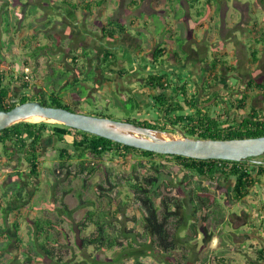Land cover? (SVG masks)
Segmentation results:
<instances>
[{
	"label": "rangeland",
	"instance_id": "rangeland-1",
	"mask_svg": "<svg viewBox=\"0 0 264 264\" xmlns=\"http://www.w3.org/2000/svg\"><path fill=\"white\" fill-rule=\"evenodd\" d=\"M49 1L52 0H0V39L5 42L0 43L3 45L2 51L4 53L1 66H4L6 70L7 66L13 65L14 69L8 74L5 73L4 78V82L11 88L13 101H18L24 93L32 94L42 90L47 94L55 91L63 97L65 103L77 108L80 112L95 115L103 114L113 119L125 120L126 114L129 112L127 106H130V102L126 103L124 99L129 95L127 96L125 92L120 94L116 90L117 84L114 85V81L119 79V76L115 72H110L108 67L107 69L101 68L104 66L101 64V58L96 52L93 53L95 51L93 50L95 45L92 44L93 38L86 40L85 34H81V28L88 27L92 29L93 33L96 32L97 37H101L99 35V33L101 34V26L106 24L105 22L110 17H118L126 24V27H132L134 24L131 19L140 15L137 22L139 23L138 27L134 26L127 30L146 41L144 43H148L150 36L160 40L163 31L168 33L167 25L176 27L178 21L182 20L189 10L192 19L198 23L193 37L197 41L198 38L199 40L202 39L208 50H204L200 46L201 44L198 45L197 42L188 46H192L194 49L198 47V53L206 60H212V55L215 54H220L226 58V55L223 56L224 51L228 49L226 43L217 40L222 45L215 43L216 46L210 47L211 45L208 44L214 37L212 32L221 26L222 20L227 21L230 27H236L235 31L238 37H242L241 33L243 32L242 28L239 27L246 28L244 31L245 43H250L248 45H251L252 42L255 43L254 40L261 35L264 39V28L253 29V24H251L256 20L260 22L264 18V10L255 5L261 4L259 0H212L211 6L205 0H201L195 5H190L189 8H187L188 4L185 0L182 1V4L180 0H167V2L165 0H141L137 7H133V4L130 6L132 0H109L105 5L107 17L102 19V16H105L104 12H101L102 8H94L93 13L85 11L84 14L80 13V15L79 11H75L74 20L79 18L82 20V24H74L73 27L71 26L72 19L69 20L67 16H64L65 18L59 22V17L67 14L62 8L63 6L59 4V0H54V2L59 3L53 10L50 9ZM51 5V7L55 6L54 4ZM247 7H249L247 21L240 26L238 24L242 22L243 12L245 13ZM155 8L162 9L164 13L150 14ZM50 13H53V16ZM145 14L150 15L146 16ZM49 15L50 17H48ZM140 17L147 19V23H144ZM47 19L50 20V24L46 26ZM192 19L187 18L185 22L189 25L187 29L189 32L192 27ZM6 21L9 22V26L6 25ZM78 25L81 26L80 29ZM181 27L183 24L177 27L175 31L178 33L174 36V42L178 46L183 43L187 45L189 41L184 38L189 34L185 33L184 35L185 29ZM135 29L141 30V35L137 34ZM5 30L9 31L5 32ZM54 31L60 33H54L51 38L46 37L47 34H52ZM256 31L257 35L255 34ZM115 35L117 34L115 33ZM127 38L120 39L119 37L112 42L113 47L116 48L115 45L118 42L125 43V40H129ZM131 41L139 43V41H135V38ZM51 42L53 45L55 42H60V45L53 46ZM39 43L49 44V47L39 51L34 50V47ZM149 44L150 42L147 46H150ZM82 45H85V49L90 52L89 57L80 58L77 62L80 68L84 67L89 71L84 75L76 71L75 63L72 60L73 52L81 54L79 52L82 51ZM179 52L182 59L187 57V53L183 49ZM34 54L38 55L34 56ZM24 60L29 62L32 74L31 82H33L32 87L27 91L22 89L20 83L12 79L18 75L21 77V71L17 65L23 66ZM130 63L128 62V71L135 72L138 67L133 63L135 69ZM144 64L147 65L148 60H145ZM117 68H119L118 65ZM16 70L18 72L15 73ZM105 73L107 77L102 80L107 84H113H110L112 89L104 88L105 85L100 86L99 84ZM137 73L143 72L138 70ZM255 76L257 80H264V75H261L260 71ZM75 78H78L80 82L73 85L71 83ZM230 83L235 84V81L230 80ZM121 84L123 83H118L119 88H121ZM80 89L85 91L82 96L76 94ZM120 91L123 90L120 89ZM136 94L139 98L140 94ZM250 96L249 103L244 108L246 112L251 110L252 106L263 107L264 97L257 96L255 93ZM159 112V110L142 103L138 110L132 111L131 116L138 119L156 120L160 116ZM218 117L221 120L224 118V116ZM228 117L226 121L232 122L234 120V115L231 114ZM224 126L226 127L228 124ZM167 130L174 136H181L177 130L169 129V127ZM45 143L49 146L43 149L40 158V179L36 180L37 189H30L33 190V194L25 198L22 203H11L10 205L6 202L9 198L10 186L14 182H19L13 164L18 165L20 162L9 160L8 164H5L3 159L7 160V158L4 155L3 146L0 144V202L4 206V209H0V264H67V262L84 258L91 259L92 264H246V262L264 264V260L258 259L260 258L258 256L259 250L264 249V228L260 227L259 224L263 218L262 215H264V182L263 186H260L262 183L258 184L256 189L244 199L234 201L231 199V191H226L225 182L217 181L213 176L205 177L188 171L175 165L172 158L156 157V162L161 164L159 166L162 170L160 191L170 197L172 202L182 200L184 203L182 212L184 218L181 223L176 216H172L167 223L169 234L177 236L178 247L173 251V257L165 261V255L155 250V245L151 244L150 239H147L148 236L144 233V211L133 200L132 188L129 183L134 176L142 178L145 175L153 174L155 168L151 165V161L134 154L126 159L114 155L113 152L106 153L104 158L100 160L87 161V165H97V170L93 174H89L87 172L81 173L79 161L73 159L68 162L73 174L69 178H65L61 171L59 173V170L54 168L57 164L58 149L73 150V137L67 135L64 141L53 137L46 139ZM21 156L20 154L15 155L16 158L19 157V160ZM259 158L264 159V155ZM141 160L144 162L143 165L138 164ZM23 165H19V170H26L25 167L28 163L25 162ZM185 175L190 181L188 185L183 186L185 188H182L181 181ZM166 181L171 186V190L166 189ZM262 181L264 180L262 179ZM29 182L31 183L32 180ZM228 182L232 184L234 181L231 178ZM98 183L103 187L100 190L96 188ZM199 184L200 186H198ZM67 186H71L73 192L65 195L63 201L66 208H64L58 199V195ZM192 190L197 191L198 198L205 199L208 213L205 221L202 218L203 210L198 209V212L193 213L194 205L190 202V195H187ZM5 191L9 192L6 196H4ZM78 192L80 195H77ZM194 200L201 202L196 196ZM87 210L109 212L105 220L108 224L106 230L127 244L123 250L122 258H118L116 255L115 249L117 247L110 250L95 251L93 246H88L82 250L84 253L80 252L82 238L91 235L96 229V225L89 220H85L83 224L80 222V220H84ZM15 216H20L19 235L13 228ZM35 217H48L54 220V226L50 230L53 234L52 239L55 240L52 241L51 245L57 258L49 260L45 256V260L43 258L33 260L30 254H27V247L30 246L34 237L35 226L32 219ZM203 223L206 224L208 231L213 234L208 243L202 241ZM247 231L260 235L256 237L250 235L254 238L249 240L247 239L249 234ZM18 236L23 239V243L20 245L16 240ZM4 247L6 250H2ZM39 251L42 252L40 249ZM147 252L153 255H146ZM89 253H92V257H88Z\"/></svg>",
	"mask_w": 264,
	"mask_h": 264
},
{
	"label": "trees",
	"instance_id": "trees-1",
	"mask_svg": "<svg viewBox=\"0 0 264 264\" xmlns=\"http://www.w3.org/2000/svg\"><path fill=\"white\" fill-rule=\"evenodd\" d=\"M109 0H59L60 4L63 5L64 8H67V13L69 15H75V11L84 10L90 13H93L94 8H102L106 9V3ZM190 3L196 4L201 0H189ZM206 3L211 6L212 0H205ZM264 2V0H262ZM47 3V1H46ZM49 3V2H48ZM141 3V0H132L130 6H138ZM66 9V10H67ZM50 17V16H48ZM103 27L104 36L116 39L121 33L125 31V24L121 19L110 17L107 22H105ZM50 20L47 19L45 25H49ZM6 25L9 26V22L6 21ZM254 28V26H253ZM9 29V28H8ZM255 29V28H254ZM9 30H5L8 32ZM115 33L117 34L115 36ZM53 34H47L46 37H53ZM259 36L256 38L257 41L263 40ZM0 43H5L2 39H0ZM53 45V42H51ZM60 42H55L54 45H60ZM53 45V46H54ZM26 47V44H24ZM49 47V44H38L34 47V50L39 51L40 49H46ZM56 47V46H55ZM3 45L0 44V64L3 62L4 53L2 51ZM79 52L81 54H75L73 52L72 60L75 63L74 68L76 71L84 75L88 70L86 68H80L78 65V60L81 58L89 57L90 52L87 49H81ZM162 53L161 48H156L155 56H159ZM36 54H34L35 56ZM38 55V54H37ZM36 55V56H37ZM251 56L253 57V61L258 59L257 52L253 50L251 52ZM218 58V57H217ZM30 59V58H29ZM32 59V58H31ZM30 59V60H31ZM29 62L27 60L23 61V64L26 65ZM101 64L104 69H109L110 72H118L121 73V70L117 68V56L113 52H106L101 57ZM100 64V65H101ZM214 68L218 67V65H224L221 58L213 60ZM102 68V69H103ZM228 72L234 71L235 67L226 66ZM89 72V71H88ZM91 73V71H90ZM19 76V75H18ZM12 79L22 86V89L25 91L29 90L33 83H30L22 78V76ZM164 75H156L153 74L149 77V82H155L157 86L163 88L162 78ZM5 75L0 70V110L11 109L18 103H22L28 100H39L44 105L49 106H60L68 108L72 111H79L77 108L67 104L64 102L63 97L55 92L51 91L49 93H45L42 90H38L35 93L27 94L24 93L20 96L18 101H13L11 88L8 84L4 82ZM80 80L75 78L71 84L75 85ZM250 87H254L262 90V97H264V82L256 81L251 78L248 82ZM85 93L82 89L78 90L76 94L78 96H82ZM156 99L160 103L159 111L162 113L164 111V117H169V120L166 121L164 127L170 124L181 127V131L192 137H201V138H214V139H230V138H244V137H255L264 135V113L261 111H257L255 108L253 109V114L250 116H246L240 123H235V121L229 122L222 121L220 118L211 116L210 108L206 111L200 110L198 107L197 114H188V115H176V117H171L176 109H181L182 106L177 104V107L173 109H169L166 107L168 99L163 93H157ZM130 102V106H127L128 111L125 120L136 122L138 124L153 127L155 122L162 120L159 116L158 120H152L150 118H133L131 115L132 111L139 107V102L135 97L129 98L126 103ZM238 107L245 108L247 105V101L245 98L238 100ZM191 105L194 107V101H192ZM123 108V106H122ZM100 116H105L103 114H96ZM170 117L172 119H170ZM225 123H228V126H224ZM70 135L73 137V150H67L65 148L58 149V157L57 164L54 169H58L59 173H63L65 178H69L71 176L72 170L69 168L68 162L73 159H77L79 161V171L81 173H89L93 174L97 170V165L91 164L87 165V161L89 160H100L104 158L105 154L113 152L114 155H118L121 158H128L130 155H139L147 160L151 161V165L155 168L153 174H148L139 178L138 176H134L131 178L130 187L132 188V198L138 205L143 209V229L144 233L148 236L147 239H150L151 244H154L156 251L161 252L165 255V261H168L169 258H172L173 251L177 249V236L170 235L167 229L168 220L172 216H176L179 222L181 223L183 217L184 203L182 200H176L172 202L171 198L166 196L160 191V184L162 182V170L160 169L161 164L156 162V157L159 158H172L175 165L180 166L188 171L195 172L198 175H202L205 177H212L216 174H219L221 170V180L222 182L227 181L232 177L234 179L233 185V193L231 194V199L234 201H239L244 199L246 196L250 194L252 189L256 185H260L264 181V163H257L253 161H231V160H222V159H195L190 157H185L181 155H173V154H161L153 151L142 150L138 148H134L116 141H112L108 138L100 137L98 135L78 130L75 128H70L63 124L57 122H49V121H25L19 122L7 128H4L0 131V144L4 148V155L7 160H5V164H8L9 160H13V158L9 155L20 154L22 155L23 160L28 163L29 167V177L39 178L40 176V158L42 157V142L46 139H51L56 137L60 141H64L65 136ZM12 150V151H8ZM6 152V153H5ZM218 162H222L219 164ZM143 160L139 161L138 164L143 165ZM4 164V163H3ZM136 165V164H134ZM220 166V167H219ZM55 171V170H53ZM61 171V172H60ZM219 172V173H218ZM188 176L185 175L182 181V188L184 185H188L189 179ZM31 179V178H30ZM31 181V180H30ZM167 182V181H166ZM14 185V186H13ZM11 185L10 194L9 192H4V196L9 194V198L6 200L9 205L11 203H22L25 198L30 197L33 194L32 190L27 191V187L20 185L19 182H14ZM200 186V184L198 185ZM97 190L103 188L100 183L96 185ZM171 186L167 182L166 189H170ZM32 189V188H30ZM12 192V193H11ZM31 192V193H30ZM56 192V191H55ZM73 192V188L71 186H67L62 189L61 194L58 195V199L66 208V204L63 201L65 195ZM77 195H80L78 192ZM187 195L189 196L190 202L194 205L193 213L198 212L199 210H203L202 218L205 221L208 217V213L206 211L207 205L205 204V199H201V202L195 201V196L198 198V193L196 190L190 191ZM6 199V198H5ZM200 201V200H199ZM0 209H4V206L0 202ZM14 209V208H13ZM13 211V210H12ZM109 212H96L94 210H87L84 215V220H80L83 224L85 220H89L90 222L96 225L95 232L91 235L83 237L80 244V252L84 253L82 250H85L88 246H93L95 251H101L103 249L110 250L112 248H116L115 252H117L118 258L123 257V250L125 245L123 241L117 238L116 235L111 234L107 231L108 224H106V217ZM20 216H15L13 222L14 231L19 235L20 226H19ZM35 231L34 237L30 243V246L27 247V254H30L33 260H39L43 258L45 260V256L51 260L57 258L55 256V251L51 245L53 234L51 232V228L54 226V222L47 217H35L32 219ZM192 225V224H191ZM194 225V224H193ZM202 241L203 243H208L211 241L213 234L210 233L207 229L205 223L202 224ZM42 239V240H41ZM18 245L23 243V239L21 236L16 238ZM41 240V241H40ZM32 244V245H31ZM39 249L42 251L40 252ZM2 250H6V247L2 248ZM150 251V250H148ZM259 260H264V249H260L258 252ZM146 255H153L151 253H146ZM88 257H92V253H89ZM185 257V256H184ZM67 264H92L91 259L84 258L82 260H74V262H67ZM246 264H249L246 262Z\"/></svg>",
	"mask_w": 264,
	"mask_h": 264
},
{
	"label": "flooded vegetation",
	"instance_id": "flooded-vegetation-1",
	"mask_svg": "<svg viewBox=\"0 0 264 264\" xmlns=\"http://www.w3.org/2000/svg\"><path fill=\"white\" fill-rule=\"evenodd\" d=\"M48 4L50 5L51 10H53L56 7V6L51 7L52 5L50 1ZM50 14L51 16H53V13H50ZM62 14L63 13L61 12V15ZM64 16L65 15L63 14V16L59 17V22L62 21L63 18H65ZM57 21L58 19L55 21L56 24H57ZM71 24H72L71 25L72 27L75 26L74 22ZM83 28L84 29L81 28V34H85V36L84 35L83 36L86 37L85 38L86 40L87 39L90 40V38H93L92 44L95 45V47H93V50L95 51L94 52L92 51V52L93 53L96 52L99 58H101L103 54L108 51L115 53L114 51L117 50L118 53H120L119 55L118 53L117 54L115 53V55L117 56V65L119 67L118 69L121 70V73L116 72L117 75L119 76V79H115L114 85L117 84L116 90L119 91L120 94H124L125 92L127 96L129 95L127 98L124 99L125 101H128L129 98L131 97H135V99H137V101L139 102V107H140V104L145 103L147 106H150L151 108H155L156 110H159V107L161 105L156 99V97H157V93H163V95H165L166 98L168 99L166 107H168L170 110L177 107V104L182 106L181 109H176L177 111L174 112V114L171 117H176V115H180V114H183V115L197 114L198 107H199L200 110L202 111H206L207 109L210 108V113H211V116L213 117L219 118L218 116H224L222 121H226L227 117L232 114L234 115L233 121H235V123H240L246 116H250L251 114H253L254 111L253 109L251 110L249 109V111L246 112L244 108H239L238 100L245 98L247 103H249V99L251 97L250 95L252 93L257 94V96H260V97L262 96L261 89H257V88L249 86L248 82L251 79L250 74H245V76H243L241 74H236V71L228 72L226 69L223 70L222 68H219L220 66L214 68L213 60H206V59H203L202 68L198 69V59H199L198 58V47L195 50V52L187 55L185 59L174 60V65H176L175 67L171 66L172 68H166L165 62L161 56L162 53L159 56H155L156 47L154 49L150 47V49L144 54L137 53L138 46L141 45V43H144L146 41H143L139 37H138L139 43L131 41V39L133 38H135V41H138L136 39L137 36L136 37L133 36L132 38V35H133L132 32L127 30V29H131L132 27H125V31L121 33L116 39L110 38L109 36L105 37L102 26H101V31H100L101 34L99 33L101 37H97L96 32L93 33L92 29L88 27H83ZM78 31L80 32V30ZM135 32L137 33V31ZM53 33L58 34L60 32L54 31ZM92 35H95V36H92ZM119 37L120 39L124 37H128L127 39L129 40L127 41L125 40L124 41L125 43H122L123 47L121 46V48H117V47L114 48L112 45V42L119 39ZM148 43H145V44H148ZM81 48L84 49L85 45H82ZM119 57H121V59H119ZM145 60H148V64H150V66H148V64L147 65L144 64ZM128 62H131L130 64L132 66H133V63H135L138 69H136L133 66L136 69L135 72L128 71V68H129ZM190 62H193V65L189 66ZM138 70H141L143 73L138 74L137 73ZM228 73H233V74L232 76H229ZM153 74L164 75V77L162 78L163 88H160L159 86H157L155 82L148 81L149 77ZM106 77L107 75L105 73L101 77V80L105 79ZM101 80L99 83L100 86L105 85L103 86L104 88L112 89L111 85L113 84L110 83L111 84L110 85L104 82V80L102 81ZM230 80L235 81V84L230 83ZM242 80L244 81V85H241L240 81ZM117 82L123 83L121 84V88L118 87L120 84L118 85ZM120 89H122L123 91H120ZM136 93L140 94L139 98L137 97ZM143 99L146 101H144ZM192 101H194V104H195L194 107L191 105ZM139 107L136 110H138ZM252 108H255L257 111H261L264 113V105L262 108H256L255 106H252ZM159 113L162 115V120L161 122L160 121L155 122L153 125H156V126H153L152 128H157V129H161L165 131H168L167 127H169V129H172V130H177L178 128L179 129L181 128L179 126L170 124V122H167L169 126L167 125L166 128H162L164 127L166 121L169 120V117H164V111L162 113L161 112ZM171 117L170 119H172ZM158 118L156 120H158ZM48 146L49 145H47L44 140L42 142L41 152L43 153V149ZM8 151H12V150H8ZM9 156H11L12 158H15L14 154L9 155ZM253 159L264 160L263 158H259V157H254ZM3 160H6V159L4 158ZM17 163L19 164L18 165L13 164L14 166L13 168H14V171L16 172V175L19 178L20 185L22 184L24 187L26 186L27 191H29L30 188H33L36 190L38 186V184L36 183V180L40 178L29 177L30 175H29L28 165H26L25 167L26 170H19L20 166H24L23 164L25 163V160H23L22 158H20V160L18 159ZM218 163L222 164V162H218ZM219 171H220V173L218 172L219 174H216L215 176H213L215 177V180L217 181L221 180L220 174H222V172L221 170ZM231 178L232 177H230V179ZM30 180H32L31 183L29 182ZM228 181L229 180L224 181L225 182L224 185L227 187L226 191L230 190L231 193H233L232 188H233L234 182L231 184V182H228ZM181 184H182V181H181ZM219 186L221 185L219 184ZM201 199L202 198H200L199 200L201 201ZM237 215L240 216V214H237Z\"/></svg>",
	"mask_w": 264,
	"mask_h": 264
},
{
	"label": "water",
	"instance_id": "water-1",
	"mask_svg": "<svg viewBox=\"0 0 264 264\" xmlns=\"http://www.w3.org/2000/svg\"><path fill=\"white\" fill-rule=\"evenodd\" d=\"M34 117L156 153L204 160H251L264 163V160L253 159L264 155V135L230 139L201 138L188 136L178 128L181 136L177 137L168 131L136 122L44 105L39 100H28L16 104L11 109L0 110V131L19 122L31 121Z\"/></svg>",
	"mask_w": 264,
	"mask_h": 264
},
{
	"label": "crops",
	"instance_id": "crops-1",
	"mask_svg": "<svg viewBox=\"0 0 264 264\" xmlns=\"http://www.w3.org/2000/svg\"><path fill=\"white\" fill-rule=\"evenodd\" d=\"M182 1L183 0H180L181 4H182ZM185 1L188 4V7L187 8H189V6L192 5V3H190L189 0H185ZM259 1H260L261 4L260 5L259 4H255V5L258 6V7H261L262 10H264V2L262 0H259ZM165 2H167V0H165ZM50 3L51 4H54L55 6H58V3L59 2L56 3V2H54V0H52V1H50ZM61 6H63V5H61ZM133 7H137V6H133ZM62 8L67 13L68 9L67 8H64V7H62ZM104 10L105 9H102L101 10V12L102 13L104 12L103 14L105 15V16H102V19H104V17H107L106 10L105 11ZM78 11H79V15H80V13L81 14H84L85 13V11L83 9L82 10H78ZM248 12H249V7H247V9L245 10V13L243 12V20L238 25L241 26L242 24H244L245 21H247ZM163 13H164V11L162 9L155 8V9H153L152 13H150V14H163ZM189 13L190 12L188 10L186 16H184L182 20L179 19L180 21H178L176 27L174 25H167V27H168V33L163 31L160 40H156L155 38H153V37L150 36L149 37L150 38L149 39V42H150V45L151 46H147V44L141 43V45L138 46L137 53L138 54H144L145 52H147L150 49V47L153 48V49L155 47L156 48H161L162 49V55L161 56H162V58H163V60L165 62V67L166 68H172V67H175L176 66V65H174V60H177V59H180L181 60L182 59L180 57V52L181 51L179 52V50L183 49L184 52H186L187 55H189V54L195 52V50L197 49V48L194 49L192 46L189 47L188 45H191V44H194V43L197 42L198 45L201 44L200 46L203 47L204 50H208V47L206 45H204L202 39L199 40V38H198V41H197V39H195L193 37L194 31H195V29H197L198 23H197V21H194L192 19L191 15ZM150 14H145V15L147 16V15H150ZM244 14H246V15L244 16ZM75 15H69L67 13L65 16H67V18L69 20L72 19V22H74V24H78V23L79 24H82V20H80L79 18L76 19V20H74ZM139 16H136L135 19H131V21H132V23L134 24L135 27H138V25H139V23H137L139 21L138 20V17ZM187 18L192 19L191 20L192 21V23H191L192 24V27H191L190 32L187 31V29L189 28V25L187 23H185L186 20H187ZM261 18H262V16H261ZM141 20H144L143 22L144 23H147V19H142L141 18ZM181 24H183V27H181V28L185 29V31H186V32L183 31L184 35H185V33H188L189 34V36H185L184 37V38H186V41L189 40L188 43H187V45L185 44L186 46L184 45V43L181 46H178L176 44V42H174V36L176 35V33H178L175 30L177 29V27H180ZM233 24H235V23L233 22ZM251 24H253L252 25V28L254 26L255 29H258V28H261L262 29V28H264V18H262V20L260 22H258L256 20L255 22H252ZM134 26H132V27H134ZM144 26H146V25H144ZM125 27H126V24H125ZM79 28H80V26H79ZM232 28L233 27H230V25H229V23L227 21L222 20L221 26L218 29H215L214 32H212V36H214V37L210 40L211 43H208V44L211 45V46L209 45L210 47L216 46L217 44H215V43L221 44V42H219L217 40H222L223 43H226V47L228 46V49L225 50L224 53H223V56L226 55L225 57L227 59L226 58H223L222 55H220V54L219 55L215 54V55H212V60H214V58H216V59H218V58L220 59L221 58L222 62H224L225 64L224 65L223 64L220 65V67L218 65L219 68H222L224 70V69H226V66L235 67V70L234 71H236V74H241L243 76H245V74H250V78H253L256 81H263V80H257L255 78L256 77L255 75H256V73L258 71L261 72V75H264V63L262 64V62L264 61V39L261 40V41H257L255 39L254 40L255 43L252 42L251 45H248L250 43H248V44L245 43L246 42V35H245L244 31L246 30V28H244L242 26L239 27V28H242V30H243V32L241 33L242 37H238V35H237L236 31H235L236 30V27L235 26H234L233 30H232ZM142 29L145 30V28H142ZM135 31H137V34H140V32H142L141 30H137V29H135ZM128 33H129V31H128ZM255 34L257 35V31L255 32ZM133 36L136 37L135 35H132V37ZM136 39L138 40V36H137ZM115 46L117 48H121L122 44L120 42H118ZM147 47H149V48H147ZM253 50H255L257 52L258 59L256 61H253L254 59L251 56V52ZM114 52L117 54V51H114ZM198 52H199V50H198ZM198 58H199L198 59V69H201L202 66H203V57L200 56V53H198ZM14 61H16V59H14ZM16 63L18 64L19 62H16ZM190 65H193V62H190L189 63V66ZM17 67H20L19 64L17 65ZM12 69H14L12 64L9 65V66H7L6 70H5L4 66H1V64H0V70L4 73V75H6L5 73L8 74V72H10ZM222 69H220V70H222ZM18 70H19V68H18ZM18 70H16L15 73L18 72ZM232 74L233 73H228L229 76H232ZM240 82H241V85H244V81L243 80L240 81ZM256 186L252 189V191L254 189H256ZM260 186H263V183ZM252 191L250 193H252ZM262 217L263 218H262V220L260 221L259 224H260V227L262 226L264 228V215H262ZM52 221L54 222V220H52ZM248 233L249 234H248V238L247 239H249V240H250V238H254V237H250V235H253L255 237L257 235H260V234H257L256 235V233L255 234H252L251 232H248Z\"/></svg>",
	"mask_w": 264,
	"mask_h": 264
},
{
	"label": "built area",
	"instance_id": "built-area-1",
	"mask_svg": "<svg viewBox=\"0 0 264 264\" xmlns=\"http://www.w3.org/2000/svg\"><path fill=\"white\" fill-rule=\"evenodd\" d=\"M22 78L28 82H31L32 78H31V68L29 65H23L22 67Z\"/></svg>",
	"mask_w": 264,
	"mask_h": 264
},
{
	"label": "clouds",
	"instance_id": "clouds-1",
	"mask_svg": "<svg viewBox=\"0 0 264 264\" xmlns=\"http://www.w3.org/2000/svg\"><path fill=\"white\" fill-rule=\"evenodd\" d=\"M23 63V62H22ZM24 65V64H23ZM27 65H29V64H27ZM22 67L23 66H21V67H19L20 68V71H21V76L23 75V73H22ZM20 71H19V73H20ZM31 78H32V74H31ZM32 81V80H31ZM30 83H33V82H30ZM16 155V154H15ZM21 158H22V156H21ZM18 159H19V157L18 158H13V160L12 161H15V160H17L18 161ZM23 159V158H22Z\"/></svg>",
	"mask_w": 264,
	"mask_h": 264
},
{
	"label": "bare ground",
	"instance_id": "bare-ground-1",
	"mask_svg": "<svg viewBox=\"0 0 264 264\" xmlns=\"http://www.w3.org/2000/svg\"><path fill=\"white\" fill-rule=\"evenodd\" d=\"M32 121H41V118L39 117H34V118H31Z\"/></svg>",
	"mask_w": 264,
	"mask_h": 264
}]
</instances>
